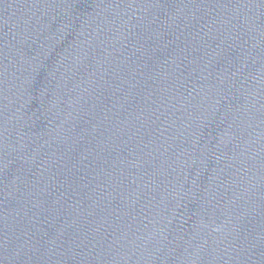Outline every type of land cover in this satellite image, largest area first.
<instances>
[{
    "label": "water",
    "instance_id": "95a60500",
    "mask_svg": "<svg viewBox=\"0 0 264 264\" xmlns=\"http://www.w3.org/2000/svg\"><path fill=\"white\" fill-rule=\"evenodd\" d=\"M0 264H264V0H0Z\"/></svg>",
    "mask_w": 264,
    "mask_h": 264
}]
</instances>
